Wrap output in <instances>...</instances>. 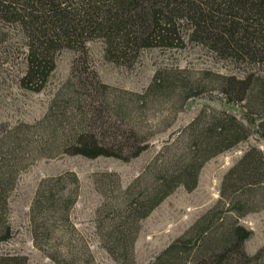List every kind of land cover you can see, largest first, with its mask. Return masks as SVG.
Here are the masks:
<instances>
[{
	"label": "rangeland",
	"instance_id": "rangeland-1",
	"mask_svg": "<svg viewBox=\"0 0 264 264\" xmlns=\"http://www.w3.org/2000/svg\"><path fill=\"white\" fill-rule=\"evenodd\" d=\"M182 39L177 46L143 48L133 59L117 62L104 55L100 39L88 41L86 53L61 48L54 54L46 81L36 91L23 86L27 60L21 28L0 21V143L4 146L13 134L21 140L16 160L4 153L5 146L0 148V159L11 164L18 161L5 210L11 236L0 242V253L23 255L29 264H67L68 259V264H117L102 242L111 203L121 200L129 184L139 192L154 165L181 157L185 128L199 111L204 119L213 109L240 117L245 103L225 104L223 98L227 97L220 92L216 75L264 77V51L262 58L254 61L236 59ZM173 72H180L192 86L201 83L194 96L182 99L173 93L150 94L153 76ZM71 93L75 103L67 104ZM72 105L79 107L73 111ZM117 108L122 111L119 114L135 116L139 132L134 142L147 143L146 150L128 160L66 152L67 127H81L95 133L98 141L107 140L111 129L96 125L100 116L114 117ZM83 111L87 112L86 120ZM255 116L264 117V111ZM252 145L263 148L264 141L251 134L208 158L200 168L195 188L177 186L142 218L133 243V264H148L189 231L219 199L224 173ZM69 172L77 176V182ZM69 191L76 196L65 219L62 208ZM49 193L63 199V207L57 202L58 212H42L46 207L43 195ZM230 216L227 221H237L252 231L244 242L246 253L255 254L264 247V203L240 217Z\"/></svg>",
	"mask_w": 264,
	"mask_h": 264
},
{
	"label": "trees",
	"instance_id": "trees-1",
	"mask_svg": "<svg viewBox=\"0 0 264 264\" xmlns=\"http://www.w3.org/2000/svg\"><path fill=\"white\" fill-rule=\"evenodd\" d=\"M0 21L21 28L27 60L23 86L36 91L46 81L59 49L86 53V44L93 39L102 41L104 55L114 62L131 60L143 48L177 46L183 41L182 36L216 54L236 59L254 61L262 58L264 51V0H0ZM215 82L227 97L223 98L225 104L245 103L240 117L213 109L204 119L199 111L185 128V152L181 157L154 165L149 180L139 192L129 184L121 200L111 203L102 242L117 264H133V243L139 221L177 186L195 188L200 168L208 158L251 134L264 141V117L255 116L264 111V77L220 74ZM198 86L200 82L192 86L180 72H173L153 76L149 92L157 97L173 93L183 99L194 96ZM74 96L71 93L66 103H75ZM75 106H71L73 111L79 107ZM120 112L117 108L114 117L100 116L101 122L96 126L111 129L107 140L98 141L95 133L85 132L81 127L78 130L67 127L66 152L121 160L141 154L148 145L134 142L139 132L135 116L130 118ZM86 115L83 111L84 120ZM4 144L5 148L2 143L0 148L6 149L4 153L14 160L21 140L13 134ZM17 162L11 164L0 159V242L11 236L5 210ZM68 175L78 181L74 173ZM48 191L52 192L51 188ZM263 192L264 147L252 145L224 173L215 205L148 264H264V247L251 255L244 250V242L252 231L237 221H227L230 215L240 217L260 208L264 203ZM75 196L74 191L65 195L62 208L65 219ZM43 197L46 207L42 212H58L57 202L63 207L62 198L56 199L52 193ZM0 264L29 262L23 255L7 252L0 253Z\"/></svg>",
	"mask_w": 264,
	"mask_h": 264
}]
</instances>
